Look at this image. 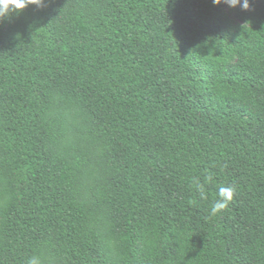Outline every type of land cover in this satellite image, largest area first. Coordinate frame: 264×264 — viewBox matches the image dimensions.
I'll list each match as a JSON object with an SVG mask.
<instances>
[{
    "label": "trees",
    "instance_id": "16d2710c",
    "mask_svg": "<svg viewBox=\"0 0 264 264\" xmlns=\"http://www.w3.org/2000/svg\"><path fill=\"white\" fill-rule=\"evenodd\" d=\"M221 185L235 197L212 216ZM33 255L264 264V0H46L0 20V264Z\"/></svg>",
    "mask_w": 264,
    "mask_h": 264
},
{
    "label": "clouds",
    "instance_id": "9594fccd",
    "mask_svg": "<svg viewBox=\"0 0 264 264\" xmlns=\"http://www.w3.org/2000/svg\"><path fill=\"white\" fill-rule=\"evenodd\" d=\"M214 6L225 4L230 9L239 8L241 11L250 9V0H212ZM46 0H0V20L19 16L28 7L43 9ZM194 187L201 199H207L205 186L199 180H194ZM236 189L232 185H221L217 190V199L210 208V215L216 216L225 211L235 197ZM26 264H43L40 256L33 255L27 259Z\"/></svg>",
    "mask_w": 264,
    "mask_h": 264
}]
</instances>
